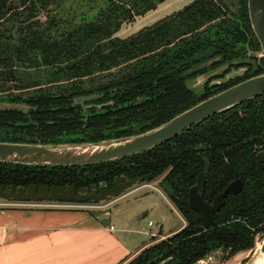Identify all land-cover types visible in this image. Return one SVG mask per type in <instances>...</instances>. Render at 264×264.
Segmentation results:
<instances>
[{
	"label": "trees",
	"instance_id": "trees-1",
	"mask_svg": "<svg viewBox=\"0 0 264 264\" xmlns=\"http://www.w3.org/2000/svg\"><path fill=\"white\" fill-rule=\"evenodd\" d=\"M166 1L0 0V103L26 109L0 110V142L77 144L138 135L263 73L247 0H195L128 38L116 36L125 23ZM244 68L243 76L211 85ZM220 69L223 73L205 82L202 92L188 86ZM15 90L21 93L13 95ZM86 97L92 99L85 106L76 102ZM260 152L264 95L161 147L113 163L67 168L0 164V185L26 186L30 183L22 182L34 181L38 172L61 182L44 184L76 188L151 175L144 182L162 179V188L169 182L174 192H165L187 225L127 264H201L218 253L229 261L254 250L264 233ZM204 161L210 166L202 193L206 201L232 182H243L242 192L227 198L208 230L189 205L196 178L187 164L200 174Z\"/></svg>",
	"mask_w": 264,
	"mask_h": 264
},
{
	"label": "water",
	"instance_id": "water-1",
	"mask_svg": "<svg viewBox=\"0 0 264 264\" xmlns=\"http://www.w3.org/2000/svg\"><path fill=\"white\" fill-rule=\"evenodd\" d=\"M247 2L251 27L261 46V52L257 59L258 65L263 69L262 74L213 95L175 116L168 122L138 135L101 142L77 144L0 142V164L67 168L113 163L161 147L215 115L263 96L264 0H247ZM247 70L245 68L234 70L227 74L225 79L217 81L212 85H220L234 80L243 76ZM91 99L90 97L80 98L77 100V103L84 105V102ZM0 110L25 111L26 109L18 105L0 103ZM258 159L264 163V153H260ZM206 166L207 170H209V164H206ZM187 168L190 176L196 177V185L191 187L189 191V205L192 210L199 213L203 228L208 230L215 222L216 213L225 206L227 197L230 194H240L243 189V183L241 180L231 183L222 193L216 196L213 204H209L201 196V191L207 180L206 175H197V172L190 164H187ZM150 178L151 175L141 176L133 180H129L126 177L116 178L114 187L111 189L103 184H100L99 187L98 185H92L90 188L84 187L79 190L75 186H67L65 188L56 186L49 189L47 186L38 188L36 185H31L28 188L16 187L14 185L4 187L0 185V200L8 203L56 202L85 204L92 202L100 204L121 196ZM163 188L168 194H173L174 192L168 181L164 182ZM260 245L259 255H264V238ZM254 261L253 257L247 264H252ZM262 264H264V261Z\"/></svg>",
	"mask_w": 264,
	"mask_h": 264
},
{
	"label": "crops",
	"instance_id": "crops-1",
	"mask_svg": "<svg viewBox=\"0 0 264 264\" xmlns=\"http://www.w3.org/2000/svg\"><path fill=\"white\" fill-rule=\"evenodd\" d=\"M193 1L168 0L175 7L171 9L167 5L163 15L154 17L155 21L143 27L182 10ZM135 210L126 217V226L135 227L142 205ZM115 221L120 228L114 225ZM124 226L121 219L117 216L113 219L109 212L95 213L68 205H0V264H127L150 245L173 235H164L162 231L159 235L152 233L158 238L152 237L150 242L142 244L141 234Z\"/></svg>",
	"mask_w": 264,
	"mask_h": 264
},
{
	"label": "rangeland",
	"instance_id": "rangeland-1",
	"mask_svg": "<svg viewBox=\"0 0 264 264\" xmlns=\"http://www.w3.org/2000/svg\"><path fill=\"white\" fill-rule=\"evenodd\" d=\"M164 2V4H160L157 8L144 16L135 18L134 21L130 23H125L120 31L116 34L117 37L122 39L128 38L131 35L138 33L140 30L146 28L143 27L147 24L152 23L155 21L154 17H160L163 15L167 5L172 8L175 6L170 4V2ZM227 2L235 3V0H227ZM159 8V9H158ZM158 9V10H157ZM159 12H157V11ZM155 11V12H154ZM153 12V13H152ZM152 20V21H151ZM149 27V26H148ZM260 54L257 53L255 55ZM223 70H219V74ZM214 72H209L207 75L200 79V81H188V86L195 88V91L200 93L203 91V84L207 81L211 75H214ZM196 85V87H194ZM21 92H17L16 90L12 92L13 95H19ZM162 179L153 180L148 182H143L138 186L134 187L133 189L125 192L121 196L112 199L109 202H104L100 204H71V203H56V202H43L42 204H52V205H61V206H70V207H78L80 209H86L88 211H94L95 213L102 211L104 213L109 212L113 215V219L117 216L118 219H121L122 225L126 224V217L131 215L138 206L142 205V211L137 212L138 216L136 218V223L132 227L124 226L125 228L128 227L129 230H136L138 234H141V243L143 244L145 241L150 242L152 240L151 236L152 233L156 235L163 232L164 235L174 234L182 230L183 227L187 225L186 220L179 214L175 206L169 199L168 194L165 190L160 186ZM6 204H10L6 201L0 200V205L4 206ZM24 204V203H22ZM26 204H33V203H26ZM100 207H105L103 210L99 209ZM144 208V210H143ZM163 218H165V222H162ZM152 222L154 224L153 227H149L148 223ZM114 225L117 228H120V224L115 221ZM147 233V235H146ZM159 235V234H158ZM158 238L154 237V239ZM264 238V233L260 234L257 237L256 247L252 251L242 252L235 256L234 258L230 259L229 261H224L222 259V253L215 254L212 258H209L206 261H202L201 264H247L256 254L257 246L261 243L262 239Z\"/></svg>",
	"mask_w": 264,
	"mask_h": 264
},
{
	"label": "flooded vegetation",
	"instance_id": "flooded-vegetation-1",
	"mask_svg": "<svg viewBox=\"0 0 264 264\" xmlns=\"http://www.w3.org/2000/svg\"><path fill=\"white\" fill-rule=\"evenodd\" d=\"M220 70H223V69H220ZM218 72H219V70H218ZM217 71L216 72H214L216 75H219V73H218ZM221 72V71H220ZM223 73V71L220 73V75ZM214 74V75H215ZM207 75V74H206ZM214 75H211L208 79H206L207 81L212 77V76H214ZM227 75V74H226ZM205 76V75H204ZM204 76H202V77H200V78H198L196 81H200V79H203V77ZM226 77V76H225ZM225 77L224 78H218V79H215V80H213L212 81V83H211V85L213 84V83H215V82H217V81H220V80H223V79H225ZM195 81V82H196ZM206 81V82H207ZM205 84V83H204ZM204 84H203V86H204ZM194 87H196V85H194ZM191 88H193V87H191ZM204 88V87H203ZM195 89V88H194ZM76 102H78V101H76ZM86 102H84V104H85ZM79 104V103H78ZM82 106H85V105H82ZM89 107H91V106H87V107H85V108H89ZM260 153H264V152H260ZM259 153V154H260ZM258 154V155H259ZM258 155H257V158H258ZM259 160V159H258ZM260 161V160H259ZM262 163V162H261ZM206 164H208V162L207 161H204V165H205V171L204 172H201L200 174H205L206 175V178H207V173L209 172V170H210V166H209V170H207V166H206ZM198 175V174H197ZM45 176V174L44 173H39L38 172V174H37V179H35L34 181H30V180H26V181H23L22 183H30V184H28V185H23V186H18V187H25V188H28L29 186H31V185H36L38 188L39 187H41V186H47L49 189H51L52 187H56V186H58V185H48V184H44V183H61V182H58L57 181V179H44L43 177ZM196 178V177H195ZM237 181V180H236ZM235 182V181H234ZM233 183V182H232ZM243 183V182H242ZM114 184H115V182H113V184L112 185H109V184H103L104 186H107L109 189H111V188H113L114 187ZM206 184H207V180H206ZM206 184H205V186H204V188H203V190L201 191V196H202V198L204 199V197H203V195H202V193H203V191H204V189H205V187H206ZM2 186V185H1ZM9 186V185H8ZM15 186V185H14ZM5 187V186H4ZM7 187V186H6ZM17 187V186H16ZM58 187H61V188H65V187H67V185L66 186H58ZM98 187H99V185H98ZM81 188H84V187H81ZM86 188H90L89 186L88 187H86ZM80 188H77V190H79ZM225 190V189H224ZM243 190V189H242ZM190 191V190H189ZM223 192V191H222ZM222 192H220V193H222ZM242 192V191H241ZM220 193H218V194H220ZM217 194V195H218ZM216 195V196H217ZM230 195H234V194H230ZM229 195V196H230ZM239 195V194H238ZM216 196L214 197V199H213V201L212 202H209V201H206L205 199H204V201H206L207 203H209V204H213V202H214V200H215V198H216ZM228 196V197H229ZM227 197V198H228ZM227 200V199H226ZM111 201V200H110ZM171 201V200H170ZM109 202V201H108ZM36 204H41V203H36ZM92 204H94V203H92ZM173 204V203H172ZM226 204V203H225ZM77 205H82V204H77ZM174 205V204H173ZM176 208V207H175ZM222 210V209H221ZM220 210V211H221ZM178 211V210H177ZM220 211H218V212H220ZM179 212V211H178ZM217 212V213H218ZM216 213V214H217ZM199 214V213H198ZM199 217H200V215H199ZM216 220V219H215Z\"/></svg>",
	"mask_w": 264,
	"mask_h": 264
},
{
	"label": "bare ground",
	"instance_id": "bare-ground-1",
	"mask_svg": "<svg viewBox=\"0 0 264 264\" xmlns=\"http://www.w3.org/2000/svg\"><path fill=\"white\" fill-rule=\"evenodd\" d=\"M260 247H261V245L258 244L257 252H256V254L254 256L255 261L252 264H262L263 261H264V255H259V252H258Z\"/></svg>",
	"mask_w": 264,
	"mask_h": 264
},
{
	"label": "built area",
	"instance_id": "built-area-1",
	"mask_svg": "<svg viewBox=\"0 0 264 264\" xmlns=\"http://www.w3.org/2000/svg\"><path fill=\"white\" fill-rule=\"evenodd\" d=\"M154 224L152 222H149V227H153ZM111 230H114V227H111ZM151 236H155L154 234H151Z\"/></svg>",
	"mask_w": 264,
	"mask_h": 264
}]
</instances>
